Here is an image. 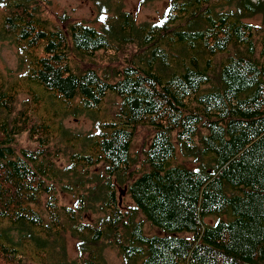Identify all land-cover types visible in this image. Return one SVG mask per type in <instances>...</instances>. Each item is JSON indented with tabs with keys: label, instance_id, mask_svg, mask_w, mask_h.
<instances>
[{
	"label": "trees",
	"instance_id": "1",
	"mask_svg": "<svg viewBox=\"0 0 264 264\" xmlns=\"http://www.w3.org/2000/svg\"><path fill=\"white\" fill-rule=\"evenodd\" d=\"M41 2L0 0V37L28 62L20 82L0 70V264H65L67 231L83 264H106L105 243L124 264H264V0H166L153 25L118 8L101 30L55 27ZM69 114L96 135L65 139ZM93 209L97 225L77 220Z\"/></svg>",
	"mask_w": 264,
	"mask_h": 264
},
{
	"label": "rangeland",
	"instance_id": "2",
	"mask_svg": "<svg viewBox=\"0 0 264 264\" xmlns=\"http://www.w3.org/2000/svg\"><path fill=\"white\" fill-rule=\"evenodd\" d=\"M42 7L44 11V17L48 18L52 25L55 27H61L64 23L72 22H82L87 25H91L95 27L97 30H101L104 28V24L107 21L110 22L109 19L116 14L117 9L123 13H133L137 23H144L153 25L156 23L166 12L167 4L166 0H153L151 2H143L141 0H121L120 2H116L115 4H111V8H108L107 11H103L100 7V3L98 0H41ZM2 14V9L0 8V16ZM106 15V17H104ZM254 24L260 23L258 18L250 20ZM123 53V54H122ZM119 53V61L124 62L125 60H131V53L125 52ZM38 56H42L43 53L36 52ZM24 57L19 50V47L10 39H4L0 37V70L3 71L5 75H10V81H18L21 80V75L25 71V68L28 66V62L24 61ZM108 62H110L108 55L104 53H99L97 55L94 64L96 68L99 69V72L104 74L105 68L108 66ZM113 66V64H110ZM5 79L8 81L9 78L5 76ZM39 95L42 96L43 91L40 88ZM28 97L26 93H22L19 96V103L22 102ZM119 99L108 97L106 99L105 105L102 107L103 112L106 116L103 119V122L109 121L112 117L107 116L110 113L115 112L117 110ZM36 118H40L42 116H46L44 110L42 108L33 112ZM61 119L56 120V124L53 125L56 128L57 124ZM63 124L66 127L65 133L63 136L65 139H70L72 136H95L98 132L96 127V116L82 114L79 116H74L73 114H69L67 117L63 118ZM149 133L145 130L143 133V137H146ZM19 148L23 149H36L38 147L37 141L30 137L27 134L22 135L18 139ZM54 149L59 150V154L64 151H69L70 148H67L66 144L55 145ZM56 152V151H55ZM62 160L65 162V158L62 157ZM123 189V188H122ZM125 192L123 191L119 196L123 199ZM72 196L68 195L67 198L59 197V205L72 207L74 206V201L72 202ZM127 202V200H124ZM122 203V201H121ZM44 208V205L41 206ZM99 208V207H96ZM43 216L47 219V211L42 210ZM63 217V216H62ZM104 214L100 211L95 212L93 210H86L81 214L80 218L77 220H81L82 223L87 224L89 226L97 225L99 221L102 220ZM63 222H68V218L63 220ZM148 230V229H147ZM150 232V231H149ZM14 239L17 241L19 239V233L17 231H11ZM65 237V251L63 252V260L65 264H83V260L81 259L80 248H78L79 239L73 237L71 231H67L65 235H61V238ZM102 256L105 260L106 264H124V257L121 255L119 248H117L112 243L101 244ZM37 264V263H35ZM39 264V263H38Z\"/></svg>",
	"mask_w": 264,
	"mask_h": 264
}]
</instances>
